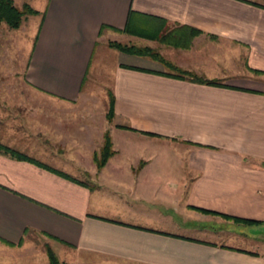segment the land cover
<instances>
[{
    "label": "crops",
    "instance_id": "crops-1",
    "mask_svg": "<svg viewBox=\"0 0 264 264\" xmlns=\"http://www.w3.org/2000/svg\"><path fill=\"white\" fill-rule=\"evenodd\" d=\"M36 1L20 4L38 19L24 71L0 70V145L56 170L14 147L27 144L13 134L47 145L84 179L56 171L85 186L0 154V240L38 234L68 264H264V4ZM127 22L195 34L172 48L123 34ZM124 38L157 44L162 56L177 50L176 66L223 87L118 61L108 122L106 105L78 100L96 47ZM105 133L111 155L96 169Z\"/></svg>",
    "mask_w": 264,
    "mask_h": 264
},
{
    "label": "rangeland",
    "instance_id": "rangeland-1",
    "mask_svg": "<svg viewBox=\"0 0 264 264\" xmlns=\"http://www.w3.org/2000/svg\"><path fill=\"white\" fill-rule=\"evenodd\" d=\"M251 1L261 5L264 4V0ZM21 3H30L32 6L38 7V1L34 2V0H14V5L18 8H20ZM37 20L38 19L36 17L26 16L23 18L21 26L17 30H9L5 25L0 24V70L7 69L17 74H21L24 71L25 64L29 59V54L32 48ZM117 43L139 46V41L131 38L120 39ZM149 47L157 49L158 51L160 49L157 44H151ZM170 52L172 53L168 54V52L163 51L162 53H164V58L168 59L174 64H177L180 59L177 57L179 51L171 49ZM119 54L120 53L116 51L103 48L101 45L96 47L81 92V96L86 97L87 99L82 100V97L80 96L78 101H87L96 103L97 105H106L107 97L105 90L106 87H109L111 84L113 75L112 73L115 64L118 61H121L124 64L137 65L138 67L143 68L157 66V63H153V61L146 58L135 57L132 59H127L120 57L121 55ZM190 58L191 59L189 60L193 61L192 56ZM159 67L161 66L159 65ZM13 81L15 82L14 79ZM23 97H26L27 102H29V95H25ZM24 133L26 136L30 135L25 131ZM13 135L18 138H12L13 141L16 143L23 141L24 144L28 145L23 146V144H15L16 146H14L19 148V150L25 149L26 152L24 153H26V155L34 157L35 159L49 165L56 170L64 171L65 173H68L79 180L84 179L83 175H81L78 169L74 167L72 160L54 158L50 156V153L47 151V145L43 150H39L41 147L38 146V141L36 144V140L32 138L24 140V135H22V133L19 135L18 132H16ZM98 144L99 142L95 141V146ZM32 145H34L33 149L30 147ZM51 145L52 144L49 143V148H51ZM46 246L54 252L62 264H68L69 257L67 251L58 245H51L45 240L44 237L38 234H31L30 236L22 238L19 246H6L1 243L0 264H47V259L44 252V248Z\"/></svg>",
    "mask_w": 264,
    "mask_h": 264
},
{
    "label": "trees",
    "instance_id": "trees-1",
    "mask_svg": "<svg viewBox=\"0 0 264 264\" xmlns=\"http://www.w3.org/2000/svg\"><path fill=\"white\" fill-rule=\"evenodd\" d=\"M251 5L262 8V6H259L257 4L251 3ZM34 15H36V12L32 10L26 4H23L20 8H18L14 5V0H0V24L5 25L6 28H8L9 30H17L20 27L21 22L24 17L34 16ZM128 21H129V18H128ZM127 23L125 27L123 28V30H121L123 34L138 37V38L145 39L148 41H153L157 43L158 45H164V46H168L172 48H182V49L188 48L190 39L195 34V32L192 31L191 38L190 37L186 38V35H183L182 33H180L179 30H181V28H177V29L170 30V31L160 30V32L153 31V30L152 31L133 30L132 28H130L129 23L128 24ZM106 46L109 49H112L119 53L146 58V59H149L159 64L162 67L163 72L161 73L151 72L159 76L176 79V80H184V81H188V82L198 84V85L211 86V87H223V85L218 80L204 79L202 77L195 75L194 73L180 69L174 63L164 58V56H162L157 49H153L150 47H136L133 45L120 44L117 42H108ZM129 69L140 71V72H150V71L142 70L139 68H129ZM255 73L260 74V75L263 74L262 72H256V71ZM106 95H107V104H106L105 117H106V120L110 122L114 116V113H113L114 112L113 111L114 100H113L112 94L109 91L107 92ZM110 147H111L110 138L108 134L105 133L102 137V145H101L100 150L97 153H95L92 157V162L94 163L96 169H100L105 164L108 157L111 155ZM0 154L8 156L11 159H14L17 161H25V162L31 163L57 176L68 179L79 185L85 186L84 183L78 182L61 172H58L43 164H40L37 161L32 160L24 156L23 154H20L19 152L9 149L5 146L0 145ZM230 219L237 221L236 219H233V218H230ZM111 223H115V222H111ZM27 232L28 230H24L23 232L24 236ZM0 242L6 246H12V244L3 242L1 240ZM20 242H21V239L15 246H19ZM44 252H45L46 259H47V264H62L58 260L54 252L49 247L46 246L44 248Z\"/></svg>",
    "mask_w": 264,
    "mask_h": 264
}]
</instances>
